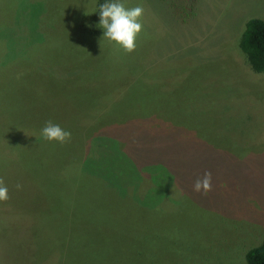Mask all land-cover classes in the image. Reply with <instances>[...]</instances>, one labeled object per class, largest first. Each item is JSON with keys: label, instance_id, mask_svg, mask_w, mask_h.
<instances>
[{"label": "rangeland", "instance_id": "obj_1", "mask_svg": "<svg viewBox=\"0 0 264 264\" xmlns=\"http://www.w3.org/2000/svg\"><path fill=\"white\" fill-rule=\"evenodd\" d=\"M106 2L144 9L131 54L102 40ZM251 19L264 0H0V264H246L264 239ZM49 120L70 141H45Z\"/></svg>", "mask_w": 264, "mask_h": 264}, {"label": "clouds", "instance_id": "obj_2", "mask_svg": "<svg viewBox=\"0 0 264 264\" xmlns=\"http://www.w3.org/2000/svg\"><path fill=\"white\" fill-rule=\"evenodd\" d=\"M142 6H136L126 9L119 2H106L99 8V25L103 29V38L110 44H114L125 53L131 54L135 51L136 37L142 30V24L139 22L143 16ZM41 137L47 142H56L60 144L67 143L71 139V132L63 129L60 125L47 121L41 129ZM21 186L17 185L19 189ZM212 190V174L205 172L198 178L193 191L207 195ZM8 199V188L4 180L0 178V201Z\"/></svg>", "mask_w": 264, "mask_h": 264}, {"label": "trees", "instance_id": "obj_3", "mask_svg": "<svg viewBox=\"0 0 264 264\" xmlns=\"http://www.w3.org/2000/svg\"><path fill=\"white\" fill-rule=\"evenodd\" d=\"M239 49L253 72L264 73V19H251L247 22L239 41ZM246 264H264V239L247 252Z\"/></svg>", "mask_w": 264, "mask_h": 264}]
</instances>
